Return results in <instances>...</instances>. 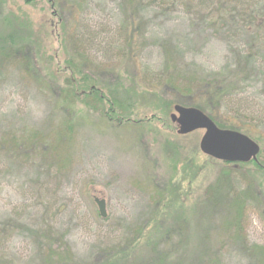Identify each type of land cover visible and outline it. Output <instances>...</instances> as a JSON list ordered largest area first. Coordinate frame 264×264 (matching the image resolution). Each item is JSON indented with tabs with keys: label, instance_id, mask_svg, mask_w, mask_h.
<instances>
[{
	"label": "rangeland",
	"instance_id": "obj_1",
	"mask_svg": "<svg viewBox=\"0 0 264 264\" xmlns=\"http://www.w3.org/2000/svg\"><path fill=\"white\" fill-rule=\"evenodd\" d=\"M1 4L0 143L37 129L53 151H0V264H41L48 231L51 241L64 236L76 264H96L103 249L124 247L146 221L150 241L116 264H264V173L204 156V131L181 135L170 119L174 106L188 107L197 94L189 77L203 82L230 63L222 26L206 29L183 9L148 11L141 14L147 40L133 62L113 37L122 16L113 0ZM82 27L92 40H81ZM166 41L183 54L168 66L159 47ZM14 46L28 55H15ZM93 82L118 98L129 124L106 121L90 101L67 109L66 89ZM245 83L247 113L231 105L224 121L251 122L264 139V78ZM130 98L139 104L127 110L122 103ZM257 144L264 162V140ZM246 190L247 203L231 208L229 200ZM94 199L105 201V218Z\"/></svg>",
	"mask_w": 264,
	"mask_h": 264
},
{
	"label": "trees",
	"instance_id": "obj_2",
	"mask_svg": "<svg viewBox=\"0 0 264 264\" xmlns=\"http://www.w3.org/2000/svg\"><path fill=\"white\" fill-rule=\"evenodd\" d=\"M18 1L25 7H33L37 0ZM113 1L117 2L118 7L120 8L118 10L120 14H122L121 21H119L118 24L119 28L117 27L118 31L113 37H116V39L122 40L123 42V47H118L120 48L119 53L129 57V60L133 62H135L140 51L144 49L143 41L147 40V36L142 33V29L146 22L141 14H147L148 11L158 10L162 15H166L167 13H170L171 10L183 9L191 17L200 18L196 21H201L203 27L206 29H208L210 24L212 27L222 26L221 30H223L224 40L228 41V49L230 50V55L232 57L229 59L230 63L221 66L217 71L207 73V79L203 82H200L197 79L193 80V77H189V79L188 77L186 78L188 79L187 83L192 84L197 92V94H190L188 97V102H191L188 107L198 109L206 114L220 129L236 130V132H240L239 130H241L247 132L250 135H247L246 133V136L256 143H261L264 140L262 136H254V126L251 122L248 124H241V126L238 127L233 126L224 121L225 118L229 117V113H223V110H232L231 105L236 107L238 104V109L235 110V113H247V110L242 106L243 102L246 101L241 99L245 92H243L244 89L240 88H242L243 85L245 86V82L253 77L264 78V61H261L264 56V0ZM47 2L51 3L52 0H47ZM4 4H1L0 8H3L2 6ZM204 12H206V14H204ZM18 18L19 17L15 16V19ZM25 19L26 18L24 17V21ZM52 19L53 20H50L47 24L54 28L56 27L55 22H53L55 19ZM57 22L59 25L60 23L62 25L61 18H58ZM73 26L75 29L77 23L75 22ZM81 32L83 33L80 36L81 40L82 38L85 39V37L92 40V35L90 34V29L88 27H84ZM97 36L98 35H96L94 39H97ZM241 38L246 39L247 41L239 43L237 40H241ZM159 47L162 50L166 66H168L173 59L183 57V54H181V46L175 41H166ZM13 51L15 52V55L20 57L22 54L28 55L22 47H15ZM171 67L172 65L170 68ZM65 93L66 98L69 101V107L67 109L71 112L73 108L71 107L72 105L76 103H83V105H86L88 101H90L89 105L94 104L91 108H93L96 113H100L102 118L106 119V121L119 125L130 123L131 116L126 114V112H123V108L118 105L120 104L118 98L116 96H114V99L106 97L104 93L98 89L95 82L91 85L84 86L81 89L79 83L74 84L73 86L68 87ZM130 99L131 100H127L125 104L122 103L124 108L126 106L127 110L131 108L130 104L138 103L133 98ZM251 113H254V121L256 118L255 112ZM134 124L138 125L139 123L136 121ZM227 125L234 129H230ZM69 129L70 125H67L64 130L68 133ZM38 132L40 131L36 129L35 133H33L30 138L12 137L7 143L1 142L0 151L5 152L6 156H12V151L15 149H19L23 154H34L38 152V155L41 153L43 156L48 155L50 150L53 151L52 145L45 141ZM39 150H41V153ZM260 155L261 151L257 156L256 162L251 161L245 164L237 163L233 165L242 168L251 165L258 172L264 173V162L259 161ZM224 165L229 164L224 163ZM247 191L248 190L243 191L244 193L239 197L229 200V206L234 208V206L239 204V206L243 207L241 204H246L250 198ZM149 225L150 221H146L145 225L141 226L137 233H135L134 239L129 240L124 247L110 246L109 248L103 249L100 252V258L97 259L96 264H116L118 261L124 260L125 256L132 249H135L143 242L150 241V228H147ZM36 234H41L42 237L41 232H36ZM36 236L39 238V235ZM44 237L48 239L45 241L46 247H44V249L46 254L42 253L41 264H76L73 261L69 247L63 241L64 236H56V239L51 241V233L48 231L44 234ZM168 237L169 236H163L161 239L167 238L165 241L167 242ZM53 243L57 244L54 245ZM59 249H62V252H59Z\"/></svg>",
	"mask_w": 264,
	"mask_h": 264
},
{
	"label": "water",
	"instance_id": "obj_3",
	"mask_svg": "<svg viewBox=\"0 0 264 264\" xmlns=\"http://www.w3.org/2000/svg\"><path fill=\"white\" fill-rule=\"evenodd\" d=\"M170 119L179 127L181 135L204 131L199 142L200 152L222 163L237 164L256 162L259 145L248 136L218 128L214 122L198 109L176 105ZM101 218H105V201L94 199Z\"/></svg>",
	"mask_w": 264,
	"mask_h": 264
}]
</instances>
